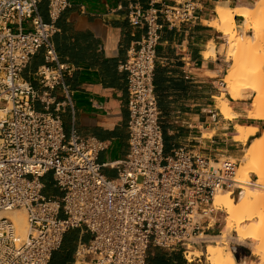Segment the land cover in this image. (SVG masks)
<instances>
[{"label":"built area","instance_id":"built-area-1","mask_svg":"<svg viewBox=\"0 0 264 264\" xmlns=\"http://www.w3.org/2000/svg\"><path fill=\"white\" fill-rule=\"evenodd\" d=\"M40 0H0V211L23 209L28 234L19 242L14 221L0 217V264H49L65 233L83 228L91 238L79 242L73 264H146L150 248L181 247L214 225L216 194L241 190L237 161L215 162L179 147L165 156L154 87L161 20L176 25L195 18L192 0L147 8L133 5L128 20L145 33L120 68L128 75L129 151L110 164L115 178L102 173L103 142L66 135L59 111L73 109L72 93L52 43L54 22L69 0H47L51 21L37 11ZM29 21L24 28L22 23ZM44 50L35 75L41 89L21 77L31 58ZM64 100L50 110L51 91ZM40 101L43 110L34 102ZM52 174L59 196L44 194Z\"/></svg>","mask_w":264,"mask_h":264},{"label":"crops","instance_id":"crops-1","mask_svg":"<svg viewBox=\"0 0 264 264\" xmlns=\"http://www.w3.org/2000/svg\"><path fill=\"white\" fill-rule=\"evenodd\" d=\"M154 1L155 6L160 7L178 0ZM192 1L196 5L194 20L176 25L160 21L162 28L157 46L154 87L164 155L184 147L213 161L239 159L246 146L262 135L264 121L248 115L250 99L234 100L221 91L227 63L222 48L226 35L210 23L216 18L219 4L229 1L228 5L235 8L236 4L243 5L245 0ZM151 2L69 0L68 7L54 22L57 30L51 40L59 61L68 66L64 81L72 93L74 106L73 109L63 107L59 111L64 131L69 135L75 129L81 137H92L104 143L98 162L103 165L102 173L108 178L117 176V169L110 164L124 159L129 151L128 75L120 65L145 33L143 26L131 25L128 11L133 5L147 8ZM37 11L45 22L51 21L47 0L39 1ZM242 18L235 15L237 26L243 23ZM22 26L28 28L29 21H24ZM210 45L214 46L215 53L206 57ZM44 54L40 49L20 74L36 89H41L35 73L45 64ZM51 95L54 100L50 110L55 111L56 104L64 100L61 87L54 88ZM223 98L229 100L236 113L235 119H226L221 114L218 102ZM34 106L38 110L44 108L40 101L34 102ZM238 124L257 127L256 135L246 142L237 141ZM43 183L45 195H60L51 173L43 178ZM219 213L215 214L214 225L203 234L213 235ZM90 238L91 235L83 228L67 231L61 248L52 254L49 264H73L77 244ZM239 250L235 247L233 253L237 254ZM194 260L189 261L181 248L153 247L148 251L146 264H193Z\"/></svg>","mask_w":264,"mask_h":264},{"label":"bare ground","instance_id":"bare-ground-1","mask_svg":"<svg viewBox=\"0 0 264 264\" xmlns=\"http://www.w3.org/2000/svg\"><path fill=\"white\" fill-rule=\"evenodd\" d=\"M257 1L260 0H245L243 5L237 6L236 4L235 8L228 5L229 1L219 4L216 7V18L211 21L210 25L226 35L225 49L235 60L224 75L223 89L231 99H252V109L248 111L254 118L264 120V76L253 72L248 67V59L260 35L257 20L263 16V9L260 7L262 4H256ZM236 14L244 17V23L247 18L251 19L249 23H243L240 27L241 35H236L240 26L236 25ZM210 46L205 54L206 57L215 53L214 46ZM218 107L224 118L235 119L236 113L227 98L220 99ZM257 130V127L236 125L237 141L246 142L249 137L256 135ZM262 157H264V129L260 137L246 146L241 158H230L239 163L235 180L242 184L241 192L234 198L231 191L223 190L218 192L214 198V206L216 209H223L226 218L219 234H202V237H208L213 242L209 243L205 250L206 260L210 264H264V165L261 163ZM212 163L217 166V162L212 161ZM2 216L14 221L18 240L19 242L24 241L29 228L25 211L23 209L0 211V217ZM229 230H233L235 235L231 236ZM230 238L240 243H248L252 254L260 257L258 262L244 260L237 263L232 251L224 250L222 246L228 245ZM194 256L199 257V253L188 249V260L192 261Z\"/></svg>","mask_w":264,"mask_h":264},{"label":"rangeland","instance_id":"rangeland-1","mask_svg":"<svg viewBox=\"0 0 264 264\" xmlns=\"http://www.w3.org/2000/svg\"><path fill=\"white\" fill-rule=\"evenodd\" d=\"M252 3H254V2L252 1ZM256 4H262V6H260V7H261V9H263V16H261L257 20V22L259 24V28H260V32H259L260 35H259L257 41H255V44H256L255 49L252 51V54H251L250 58L248 59V65H249L248 67L253 72L260 73L261 75L264 76V0L257 1ZM243 18H242V20H244ZM250 21H251V19L247 18L245 20V23H249ZM243 23H244V21H243ZM243 23L239 26V29H238L236 35L242 34L240 27L243 25ZM247 34H249V33H247ZM222 48H223L224 58L227 61L226 67L224 70V74L222 75L224 78V75L227 73V70L230 69V67H231L230 65L233 64L235 60L233 59V56L230 55V52L227 51V49H225V46H223ZM222 83H223V81H222ZM221 86L222 85L220 84L221 91L223 93L224 92L226 93V91L223 89V86L222 87ZM249 103H251V109H252V99H250ZM248 115L253 116L249 111H248ZM260 120H263V119H260ZM261 163L264 165V157H262ZM238 165H239V163H238ZM237 195H239V194L236 192L233 197L236 198ZM225 218H226V215L222 209V210H220V213H219L218 222H217L216 226L214 227V232L212 233L213 235H217L220 233V231L222 230V228L225 224ZM229 233L231 236L235 235V232L233 230H229ZM203 239H205L204 242H201L199 239H196L195 242L192 243L191 246L188 247V249L195 250L199 253V257H195V256L193 257L195 259L193 261V264H210L206 260L205 250H206V246L209 243H213V242H212V239H210L208 237H203ZM222 246H223L224 250H230L232 252H233V250H232L233 247H238L240 249L237 254L233 253L235 256V259L238 263L241 262L242 259L249 260L251 258V259L257 260L260 258V257L252 254L251 247L248 243H240L233 238L229 239L228 245H222ZM176 248H181V247H173L171 249H176ZM181 249H182V251H184L183 248H181ZM186 255H187V253H186ZM244 256H246V257L244 258Z\"/></svg>","mask_w":264,"mask_h":264},{"label":"water","instance_id":"water-1","mask_svg":"<svg viewBox=\"0 0 264 264\" xmlns=\"http://www.w3.org/2000/svg\"><path fill=\"white\" fill-rule=\"evenodd\" d=\"M240 192H241V190H238V194H239ZM234 249H235V247L232 248V250H234Z\"/></svg>","mask_w":264,"mask_h":264},{"label":"trees","instance_id":"trees-1","mask_svg":"<svg viewBox=\"0 0 264 264\" xmlns=\"http://www.w3.org/2000/svg\"><path fill=\"white\" fill-rule=\"evenodd\" d=\"M233 253V252H232ZM234 255V254H233ZM234 258H235V256H234ZM236 260V259H235ZM237 262V261H236ZM146 263H147V261H146ZM238 263V262H237Z\"/></svg>","mask_w":264,"mask_h":264}]
</instances>
